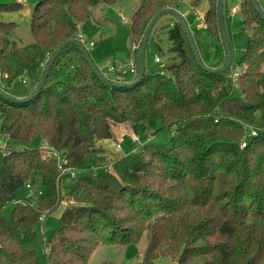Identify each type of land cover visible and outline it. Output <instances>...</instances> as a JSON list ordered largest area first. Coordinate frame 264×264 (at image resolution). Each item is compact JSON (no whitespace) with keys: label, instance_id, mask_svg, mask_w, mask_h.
Returning a JSON list of instances; mask_svg holds the SVG:
<instances>
[{"label":"trees","instance_id":"1","mask_svg":"<svg viewBox=\"0 0 264 264\" xmlns=\"http://www.w3.org/2000/svg\"><path fill=\"white\" fill-rule=\"evenodd\" d=\"M112 1L39 0L30 14L33 42L22 46L12 39L16 25L1 18L20 3L0 4V137L6 143L0 149V205L12 204L11 218L0 216V264H41L38 225L60 203L64 209L47 243L48 264H88L98 245L136 244L143 231L153 236L142 264L172 253L176 245L177 264H264V20L250 0L241 1L242 28L250 37L235 79L230 67L213 73L198 65L173 21L165 30L175 57L165 74L144 72L137 83L136 76L123 81L102 74L114 83L107 85L70 41L85 47L99 29L93 9ZM199 1L189 0L192 8ZM207 1L202 21L220 40L217 0ZM168 6L167 0L139 1L129 22L137 52L151 19ZM64 43L41 89L28 98ZM22 76L34 82L32 91L23 99L4 95ZM119 123L149 136L172 129L171 143L166 148L145 143L114 156L111 173L101 165L100 142ZM144 148L168 155L159 161L162 170H148L156 162L143 161ZM54 153L78 172L75 178L58 176ZM216 154L219 160L206 166ZM189 162L197 166L190 174L184 168L170 174ZM60 178L69 180V189ZM27 183L41 193L35 201H16ZM162 188L171 193L161 196Z\"/></svg>","mask_w":264,"mask_h":264},{"label":"rangeland","instance_id":"2","mask_svg":"<svg viewBox=\"0 0 264 264\" xmlns=\"http://www.w3.org/2000/svg\"><path fill=\"white\" fill-rule=\"evenodd\" d=\"M38 1L39 0H22L20 6L16 10L4 12L1 15V18L4 21L11 22L16 25L12 39L15 41V43H17L18 46L27 45L33 42L29 24L30 14L32 7ZM139 1L140 0H114L109 4L100 3L93 9L92 19L93 22L99 23V29L89 39L93 45L88 44L89 41H87L85 49L87 50L91 62L101 74H105L107 61L117 64L120 63L126 70L130 65L136 64L137 49L135 47L138 45V43L133 45L130 39L129 22L131 20L132 13L137 7ZM241 1L242 0H223V21L231 50L232 64L228 72L231 75H237L241 71L239 61L241 60V56L250 37V32L242 28L243 20L240 12ZM256 1L260 9L264 11V0ZM14 2H16V0H0V4ZM167 4L169 5L167 8L171 7L173 9L175 7V9H177V11L183 15L202 66L208 70L221 68L225 61L222 43L220 40L214 38L208 26L202 21L203 15L210 3L207 0H200L194 8L191 7L189 0H167ZM124 20L128 21V23H124ZM173 21H176L174 17L165 14L162 15L152 27L144 52L145 73H156L162 69L165 71L166 66L174 59L175 54L171 50V42L168 39L165 30L166 26H169V23ZM155 57H158L160 62H155ZM261 70L264 71V62L261 66ZM109 76L110 79H113L116 76L123 81H128L134 77L130 72H112L109 73ZM22 80H24V82H22ZM0 88H2L1 81ZM33 88L34 82L31 79L22 76L16 78L10 84V86L4 90V94L16 99H23L32 91ZM253 128L251 127V129ZM112 133L113 135L110 139H104L100 142L103 149L102 155L100 156L103 159L101 162L102 166L108 163L112 164L114 156H124L126 154L135 152L139 145L145 143L166 148L170 145L173 135L172 129L160 130L153 136L135 134L132 132L128 123H119L112 126ZM134 136L138 137L140 144L133 140ZM0 140H2L1 137ZM35 144L37 143L35 142L32 145ZM117 144H119V147L116 146ZM37 145H39V143ZM39 150H44V147L39 146ZM140 153L143 156L144 162H147L149 159L150 161L155 159L156 163H152V166L148 169H154V171L162 170L159 161L167 158L168 156L155 153V151V154L153 155V152H150L148 148H144V151ZM218 155L219 154H216V156L209 155V159L213 160H206V166L215 164ZM218 160L219 159H217V161ZM164 161H166V159ZM164 168L167 167L165 166ZM181 168H184L187 174H190V172L196 169L197 166L191 162L186 164V167L175 166L173 169H170V174L175 175L178 172H183ZM106 169H108L107 171L111 173L113 172L112 165L107 166ZM60 182H62L64 186L63 188H65V190L69 189L68 179L60 178ZM170 183L171 181H168L165 183V185ZM34 187H39L37 182L35 183ZM165 193H171V191L169 192L163 189V194L160 192L161 196L165 195ZM24 199L35 201L37 198L35 196L31 197L28 190L23 187L17 191L15 200L17 201ZM159 201L168 203V205H172L174 203V200H167L163 199L162 197ZM11 209L12 204L0 205V216L6 220H9L11 218ZM63 209L64 205L63 203H60L51 212V214L44 217L38 225V236L41 240L38 256L41 264H48L46 257L47 243L51 233L54 230H57L60 226L59 216L61 215ZM169 209L174 210L173 207ZM179 210H181V207ZM203 211L204 209L200 213L203 214ZM179 213L180 211L177 212L176 215ZM44 215L45 214H43L41 217ZM172 225H175L174 220H172ZM74 236L79 238L80 233H76ZM152 236L153 234H151L150 231H143L136 244H127L123 246L100 244L92 251L87 263L142 264L145 251L147 249V243L149 238ZM165 242L166 241L163 240L162 243L165 244ZM42 243H44L46 246L43 247ZM80 245L81 243H76V247H79ZM175 251L176 254L177 251H180L179 245H176L172 253L165 251V253L162 254L164 256L158 255L159 258L155 259L154 261L148 260L149 263L147 264H177L176 259H174L177 257V255L174 253Z\"/></svg>","mask_w":264,"mask_h":264},{"label":"water","instance_id":"3","mask_svg":"<svg viewBox=\"0 0 264 264\" xmlns=\"http://www.w3.org/2000/svg\"><path fill=\"white\" fill-rule=\"evenodd\" d=\"M250 2L252 3L253 7L255 8L256 12L260 15V17L264 20V11L262 9H260L258 3L256 0H250ZM171 15L172 17L175 18V20L177 21V23L182 27L187 41L191 47L192 53L194 55L195 60L197 61L198 65H200L204 70L213 72V73H222L225 72L231 65V50H230V46H229V41L227 38V34H226V28L224 25V21H223V0H217L216 3V16H217V25H218V29H219V36H220V41L222 43L223 46V50H224V54H225V62L224 65L221 68L215 69V70H208L205 69L202 64L200 63V60L198 58L197 52L195 50L194 47V43L192 41V38L190 36L189 30L187 28V24L184 20V17L182 14H180L177 10L172 9V8H164L161 11H159L149 22L145 33L143 35V38L140 41L139 44V49L137 52V58H136V69H137V74L134 80V83H137L140 81V79L143 77V73H144V67H145V61H144V52H145V48H146V44L149 38V34L151 32L152 27L156 24V22L158 21V19L162 16V15ZM72 43H76L80 49V51L84 54L85 58L87 60H90L87 50L85 49V47L78 42L75 41H70ZM67 43L62 44L52 55L51 57L47 60L40 78L38 80L37 85L35 86L34 91L32 92V94L28 97H32L34 96L42 87L44 80L47 76V72L49 70V68L51 67V65L53 64V61L55 59V57L57 56V54L59 53L60 49L63 48ZM96 73L100 76V78L107 84V85H114L113 82L107 80L99 71H96ZM0 93H2L0 91ZM4 94V93H3ZM6 95V94H4ZM117 157V156H116Z\"/></svg>","mask_w":264,"mask_h":264},{"label":"built area","instance_id":"4","mask_svg":"<svg viewBox=\"0 0 264 264\" xmlns=\"http://www.w3.org/2000/svg\"><path fill=\"white\" fill-rule=\"evenodd\" d=\"M16 2L21 4L22 0H16ZM124 23H128V21L124 20ZM78 38L81 41H83L85 39V37L81 33L78 34ZM88 44L93 45L91 42H89ZM154 60H155V62H160V59L158 57H155ZM106 63H107V66H106L105 74H109L112 72H119V73L130 72L133 74L134 77L137 74L136 64L130 65L129 68L126 70L123 68V66L120 63L117 64V63H114L111 61H107ZM158 73L159 74H165L166 70L165 71H163V69L159 70ZM232 76L235 79L236 75H232ZM22 82H24V80H22ZM255 131H256L255 129H251L250 134L254 135ZM133 140L135 142H137L138 144H140L137 136H134ZM240 145L243 147L245 145V140L242 141ZM5 146H6L5 141L0 140V149H4ZM116 146L119 147V144H117ZM47 149H48V147L44 146V150H47ZM54 155H56V157H57L56 168L58 171V176H67L70 179L75 178L76 175L78 174V172L74 168L65 164V157L61 154H56V153H54ZM110 165L111 164L108 163V164H104L102 167L104 169H106V167L110 166ZM25 187L27 188V190L31 196H36V195L41 193L39 190H35L34 187H32V185L29 183H27L25 185Z\"/></svg>","mask_w":264,"mask_h":264},{"label":"crops","instance_id":"5","mask_svg":"<svg viewBox=\"0 0 264 264\" xmlns=\"http://www.w3.org/2000/svg\"><path fill=\"white\" fill-rule=\"evenodd\" d=\"M200 21H201V20H200ZM115 78L120 80V78H118V77H116V76H115ZM121 80H122V79H121Z\"/></svg>","mask_w":264,"mask_h":264}]
</instances>
